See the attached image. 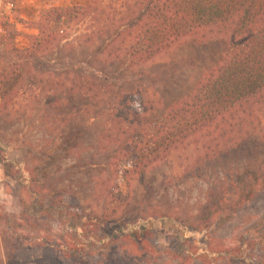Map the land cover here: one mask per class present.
I'll use <instances>...</instances> for the list:
<instances>
[{"label": "trees", "instance_id": "1", "mask_svg": "<svg viewBox=\"0 0 264 264\" xmlns=\"http://www.w3.org/2000/svg\"><path fill=\"white\" fill-rule=\"evenodd\" d=\"M26 25L34 32L26 37L27 46L0 64V115L23 114L40 102L47 117L56 110L52 121L68 108L78 115L99 113L108 105L110 90L99 80L101 70L90 64L67 67L53 57L65 49L77 25L85 31L80 45L96 49L95 61L102 66L117 62L127 70L204 30L220 28L229 37L219 63L203 72L185 97L138 128L135 137L98 145L109 150L106 167L114 177L127 181L178 150L193 151L195 165H202L254 140L264 143V0H87L44 8ZM76 103L82 106L75 109ZM4 157L0 164L25 200L17 212L0 204V264H13L17 252L31 249L49 250L55 264H162L164 258L172 264H264V253L248 234L251 226L224 242L208 234L193 236L202 229L172 223L178 229L173 247L158 251L150 241L152 220L121 221L116 196L99 216L88 215L45 191L24 162ZM127 163L129 168H123ZM257 175L242 180L229 214L264 202V173ZM254 211L250 223L264 224V212Z\"/></svg>", "mask_w": 264, "mask_h": 264}, {"label": "rangeland", "instance_id": "2", "mask_svg": "<svg viewBox=\"0 0 264 264\" xmlns=\"http://www.w3.org/2000/svg\"><path fill=\"white\" fill-rule=\"evenodd\" d=\"M86 2L0 0V64L13 51L27 46L26 37L32 31L26 22L35 20L40 10ZM84 32V26L71 28L68 45L53 57L67 67L85 69L90 64L101 70L99 80L110 90L108 105L99 113L83 111L78 115L68 108L60 118H64L61 124L60 119L52 121L51 112L56 110L50 111V117L44 115L47 107L40 102L23 114L0 115L3 147L0 155L24 162L45 191L80 206L88 215L99 216L104 203L111 195L116 196L121 202V221L152 220L150 241L158 251L172 249L178 235L172 223H177L191 231L202 229L193 236L208 234L224 242L251 226L248 234L257 242L260 253H264V224H252L249 220L254 210L264 212V202L260 201L256 209L229 214L234 209L233 195L243 186L242 180L248 182L264 173V143L254 140L233 155L202 165H195L193 151L178 150L127 181L108 172L110 152L98 147L135 137L138 128L153 122L171 103L185 97L201 74L216 66L229 49L225 32L211 28L186 37L163 55L133 70L117 62L102 66L99 60L95 61L96 49L80 45ZM73 106L76 109L82 104ZM112 120L114 123L110 124ZM106 129H110V134L107 132L100 138ZM123 168H129V164ZM24 200V192L0 164V204L17 212ZM13 264H55V261L47 249H31L17 252ZM162 264L172 263L164 258Z\"/></svg>", "mask_w": 264, "mask_h": 264}, {"label": "crops", "instance_id": "3", "mask_svg": "<svg viewBox=\"0 0 264 264\" xmlns=\"http://www.w3.org/2000/svg\"><path fill=\"white\" fill-rule=\"evenodd\" d=\"M56 6H65V5H56ZM37 16V15H36ZM29 30H31V29H29ZM32 31V30H31ZM34 32L32 31V34H33Z\"/></svg>", "mask_w": 264, "mask_h": 264}, {"label": "built area", "instance_id": "4", "mask_svg": "<svg viewBox=\"0 0 264 264\" xmlns=\"http://www.w3.org/2000/svg\"><path fill=\"white\" fill-rule=\"evenodd\" d=\"M9 7H11L12 5L11 4H8Z\"/></svg>", "mask_w": 264, "mask_h": 264}]
</instances>
